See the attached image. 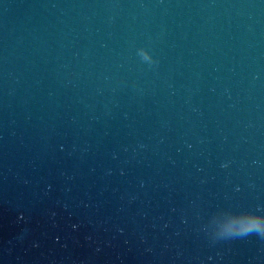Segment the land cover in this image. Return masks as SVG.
Instances as JSON below:
<instances>
[{
	"label": "water",
	"instance_id": "1",
	"mask_svg": "<svg viewBox=\"0 0 264 264\" xmlns=\"http://www.w3.org/2000/svg\"><path fill=\"white\" fill-rule=\"evenodd\" d=\"M0 264H264V0H0Z\"/></svg>",
	"mask_w": 264,
	"mask_h": 264
},
{
	"label": "clouds",
	"instance_id": "2",
	"mask_svg": "<svg viewBox=\"0 0 264 264\" xmlns=\"http://www.w3.org/2000/svg\"><path fill=\"white\" fill-rule=\"evenodd\" d=\"M259 226L258 221L252 220L245 225H243V229L245 232H250L253 229L257 228Z\"/></svg>",
	"mask_w": 264,
	"mask_h": 264
}]
</instances>
